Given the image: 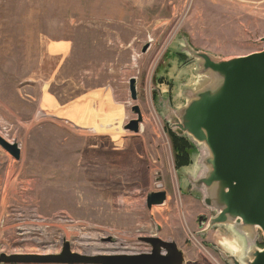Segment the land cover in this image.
<instances>
[{
  "label": "rangeland",
  "instance_id": "rangeland-1",
  "mask_svg": "<svg viewBox=\"0 0 264 264\" xmlns=\"http://www.w3.org/2000/svg\"><path fill=\"white\" fill-rule=\"evenodd\" d=\"M262 38L264 0H0V137L20 149L16 161L0 148V264H69L48 259L66 245L148 254V238L174 243L183 264L264 249L258 229L210 227L197 185L208 151L175 133L201 78L192 55L245 57Z\"/></svg>",
  "mask_w": 264,
  "mask_h": 264
},
{
  "label": "water",
  "instance_id": "water-1",
  "mask_svg": "<svg viewBox=\"0 0 264 264\" xmlns=\"http://www.w3.org/2000/svg\"><path fill=\"white\" fill-rule=\"evenodd\" d=\"M260 43V52L226 61L192 55L199 61L201 78L188 94L175 133L186 134L208 151V172L197 185L207 191L205 206L217 211L209 220L210 227L239 222L247 234L258 229L264 237V38ZM129 92L135 101L134 79L129 81ZM134 112L138 119L127 130L138 133L142 120L137 107ZM0 148L19 161L16 144L0 137ZM164 201V192L150 194L147 208ZM141 241L150 246L148 254L91 259L69 253L66 245L62 256L48 259H64L69 264H183L182 253L174 243L157 238ZM232 263L239 264L235 260ZM244 264H264V249L253 251Z\"/></svg>",
  "mask_w": 264,
  "mask_h": 264
}]
</instances>
